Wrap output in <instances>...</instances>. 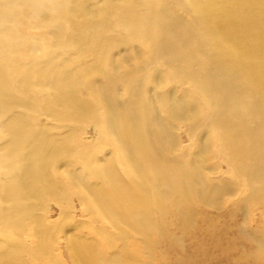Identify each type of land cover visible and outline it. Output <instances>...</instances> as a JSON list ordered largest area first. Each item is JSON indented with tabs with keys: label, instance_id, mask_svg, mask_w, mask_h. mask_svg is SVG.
I'll return each instance as SVG.
<instances>
[{
	"label": "bare ground",
	"instance_id": "obj_1",
	"mask_svg": "<svg viewBox=\"0 0 264 264\" xmlns=\"http://www.w3.org/2000/svg\"><path fill=\"white\" fill-rule=\"evenodd\" d=\"M225 194L264 205V0H0V264H142Z\"/></svg>",
	"mask_w": 264,
	"mask_h": 264
},
{
	"label": "rangeland",
	"instance_id": "obj_2",
	"mask_svg": "<svg viewBox=\"0 0 264 264\" xmlns=\"http://www.w3.org/2000/svg\"><path fill=\"white\" fill-rule=\"evenodd\" d=\"M170 86L172 85L167 86L165 90L168 88L167 91L175 95V88ZM180 96L181 92L176 94L177 98ZM180 132L177 151L189 163L193 162L195 155H201L200 147H193L194 150L188 151L186 133L183 129ZM92 133L88 130L87 135ZM210 140L211 134L205 131L203 137L200 135L201 147ZM209 147H207L209 154L203 155V161L209 163V167L219 166L218 173L213 175V180L217 181L218 185H221L222 180L234 184L230 162L225 159L217 142L211 141ZM242 205L240 199L232 194H225L216 208L199 205L196 202L187 227H182L181 224L184 222H177L171 216L173 214L171 212L166 220L168 237L154 238L152 245H156L153 246L150 256L145 254L143 246H132L133 250L137 249L134 255L141 256L142 264H257L254 262L258 260L259 263L264 264V205L252 203ZM74 206L73 223L66 227H73L77 220L82 221L84 217L79 212L77 201ZM58 213V208L53 205L51 221L58 217ZM172 237L175 239H171ZM63 241L64 235H61L58 248L53 254L56 260L54 264H59V261L61 264H71ZM141 244L144 245L142 242ZM123 248L124 244L119 243L118 248L111 252L112 256L119 255ZM43 263L53 264L49 260H44Z\"/></svg>",
	"mask_w": 264,
	"mask_h": 264
}]
</instances>
